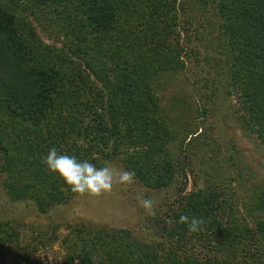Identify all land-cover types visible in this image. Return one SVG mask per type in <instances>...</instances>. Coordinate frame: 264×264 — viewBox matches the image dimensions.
<instances>
[{"label":"trees","instance_id":"trees-1","mask_svg":"<svg viewBox=\"0 0 264 264\" xmlns=\"http://www.w3.org/2000/svg\"><path fill=\"white\" fill-rule=\"evenodd\" d=\"M33 23L53 43L34 36ZM192 38L215 52L196 77L204 102L171 94L164 104L165 76L189 53L199 60L193 46L186 51ZM220 91L234 96L238 125L264 152V0H0V189L41 212L65 200L71 191L42 163L52 147L98 168L117 162L151 190L191 174V189L177 185L164 211L145 219L152 241L87 229L64 264H264V187L239 197L245 174L229 178L238 186L229 190L193 152L197 145L215 171L220 145L204 120ZM178 104L192 110L190 123L169 116ZM225 150L222 166L237 168L234 144ZM182 214L202 218L203 231L189 233ZM18 236L0 222V264H39Z\"/></svg>","mask_w":264,"mask_h":264},{"label":"rangeland","instance_id":"rangeland-1","mask_svg":"<svg viewBox=\"0 0 264 264\" xmlns=\"http://www.w3.org/2000/svg\"><path fill=\"white\" fill-rule=\"evenodd\" d=\"M31 33L43 43H53L52 38L47 36L45 29L40 26V23L32 24ZM56 45H59V43ZM190 46L199 51V60L195 62L188 52L183 69L177 74L165 76L169 77L166 81L168 83L163 84L162 88H157V93L162 95L164 104L167 102V95L171 94L181 96L183 102L185 101L184 98L187 99L184 103H188L189 100L194 98L200 100L198 97L200 92L195 90H197V75L204 73L199 71L201 67H205L202 57L204 55L213 56L215 52L211 50L204 51L198 41L193 38L186 51H188ZM177 86H180L185 92L178 91L176 89ZM62 88L65 90L68 87L66 84L60 85L59 89ZM189 88H193L195 93H188ZM187 95L191 96L190 99ZM212 99L215 101V112L214 114H211V112L204 122L206 125L211 126L209 135L211 139L215 140L217 145H220L218 149L221 151L219 154L222 156L218 157L215 171H211L210 161L201 155L196 148L199 140L197 139L194 141L196 146L193 152L198 158L199 166L212 175L217 173L222 175L224 177L223 180H225L224 183L227 182L229 190L233 187H238L229 178L236 176L237 172L245 174V182L238 190L239 197L246 193L255 195L261 187H264V152L258 140L242 131L238 125L234 111L236 106H233L235 104L234 96H227L220 91L218 95L212 96ZM200 101L204 102L202 98ZM178 106L180 107L179 109L169 113V116L175 114L178 119L174 120L176 126L184 125L186 122L190 123L191 121H189L187 115H190L192 110H187L185 107L182 108L180 104ZM229 142L234 144L238 156V159H236L237 168L231 164V161L224 162L223 166L221 164L223 158L227 156L228 152L225 150V145ZM203 158L204 160H202ZM200 160L202 161L200 162ZM108 163L115 165L118 169H122L117 162L110 161ZM178 178L180 177L178 176ZM184 182L186 183L185 192L193 186L192 175H187L186 181L178 179L172 187L161 190L144 188L136 181L131 186L117 184L114 185L110 194L98 199L87 196L77 198L73 193L67 192L65 200L52 204L43 212L35 210L36 207L31 201L9 200L2 189H0V222L8 223L18 233L19 241L29 246L32 245L36 249L33 255L37 258L39 264H64L66 249L70 243L74 242V236L86 237L87 229L94 232L100 228L128 229L135 237L152 241L154 239L153 228L151 226L149 229L142 227L146 223L145 219L150 216H146L143 209L138 206L136 194L143 193L152 198L156 202V211L163 212L166 203H169L173 198L176 186ZM150 232L151 234H149Z\"/></svg>","mask_w":264,"mask_h":264},{"label":"clouds","instance_id":"clouds-1","mask_svg":"<svg viewBox=\"0 0 264 264\" xmlns=\"http://www.w3.org/2000/svg\"><path fill=\"white\" fill-rule=\"evenodd\" d=\"M42 163L50 173L57 175L77 198H101L110 194L114 185L131 186L136 178L134 170L118 169L111 163L98 168L87 160H78L75 155L60 154L56 147L48 150ZM136 201L146 216H156V202L152 198L137 193ZM177 223L186 225L189 233H199L203 231L205 221L200 217L182 214Z\"/></svg>","mask_w":264,"mask_h":264}]
</instances>
